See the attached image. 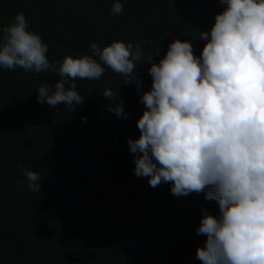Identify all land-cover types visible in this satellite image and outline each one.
I'll return each instance as SVG.
<instances>
[{"label": "trees", "instance_id": "trees-1", "mask_svg": "<svg viewBox=\"0 0 264 264\" xmlns=\"http://www.w3.org/2000/svg\"><path fill=\"white\" fill-rule=\"evenodd\" d=\"M114 2L0 0V28L22 12L53 62L117 40L140 43L158 63L177 38L199 58L200 32L225 8L220 0H120L114 16ZM150 67L137 64L139 90L106 66L99 80L77 78L85 98L74 112L37 100L57 74L0 68V264H202L196 253L206 236L197 229L202 210L220 215L218 203L204 193L173 195L171 183L152 187L134 173L128 139L140 136ZM106 88L118 99L104 97ZM120 100L124 118L109 110ZM20 166L41 174V191L28 188Z\"/></svg>", "mask_w": 264, "mask_h": 264}, {"label": "clouds", "instance_id": "clouds-1", "mask_svg": "<svg viewBox=\"0 0 264 264\" xmlns=\"http://www.w3.org/2000/svg\"><path fill=\"white\" fill-rule=\"evenodd\" d=\"M220 3L225 8L210 32H200L206 43L199 58L189 41L177 38L158 63L140 43L117 40L103 47L92 42L91 55L50 61L47 44L20 12L0 28V68L57 74L54 84L39 86L37 100L74 112L85 98L76 90L77 78L99 80L106 66L139 90L137 64L150 62L152 86L140 96V136L128 139L135 175L152 187L171 183L173 195L204 193L218 203L220 215L202 210L197 229L206 236L196 253L202 264H264V0ZM111 11H123L120 0ZM102 94L118 99L110 88ZM109 110L126 116L123 100ZM20 167L28 188L41 191V174Z\"/></svg>", "mask_w": 264, "mask_h": 264}]
</instances>
